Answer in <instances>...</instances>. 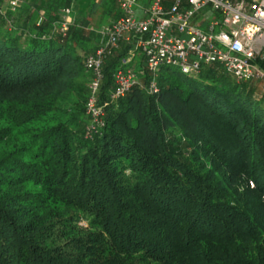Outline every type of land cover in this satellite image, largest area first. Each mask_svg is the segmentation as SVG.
Listing matches in <instances>:
<instances>
[{"label": "trees", "instance_id": "trees-1", "mask_svg": "<svg viewBox=\"0 0 264 264\" xmlns=\"http://www.w3.org/2000/svg\"><path fill=\"white\" fill-rule=\"evenodd\" d=\"M4 2L0 264H264V89L211 63L163 66L149 92L140 56L138 83L112 99L121 42L106 49L93 124L91 19L116 20V1Z\"/></svg>", "mask_w": 264, "mask_h": 264}, {"label": "built area", "instance_id": "built-area-1", "mask_svg": "<svg viewBox=\"0 0 264 264\" xmlns=\"http://www.w3.org/2000/svg\"><path fill=\"white\" fill-rule=\"evenodd\" d=\"M6 1L11 9L21 2ZM115 1L121 15L99 31L103 43L84 61L92 74L86 107L93 124L101 125L96 93L106 49H115L121 42L131 46L122 59L125 67L114 73L112 99L138 83L137 72L129 66L136 56L142 57L152 75L149 92H157L154 78L163 66L195 75L211 63L236 82L264 89V0H149L147 7L138 0ZM62 14L60 32L71 22L66 19L69 8ZM90 130L95 131L94 126Z\"/></svg>", "mask_w": 264, "mask_h": 264}, {"label": "rangeland", "instance_id": "rangeland-1", "mask_svg": "<svg viewBox=\"0 0 264 264\" xmlns=\"http://www.w3.org/2000/svg\"><path fill=\"white\" fill-rule=\"evenodd\" d=\"M10 5L8 4V2L5 0V2H4V7H7V9H9L11 12H15L16 11V9L19 7V6H15L14 7V9H11L10 7H9ZM102 14V12L101 11H99L97 14H95V17H93L92 19H91V26H93V29L94 30H96V31H100L104 26H106L107 24H106V20H104V21H102L101 23H97L98 21H99V18H100V15ZM39 15V17L38 18H36L37 19V23L38 22H40L41 21V19H42V16H41V12L38 14ZM15 18V17H14ZM72 18V16L69 14L68 15V18L66 17V19L68 20H70ZM61 19H62V21H63V16H61ZM7 22V24H8V26H10L11 25V22L10 21H6ZM97 23V24H96ZM60 26H61V24H59V25H56L55 27H54V30H59L60 29ZM139 60V56H136L135 57V59L132 61V62H130V65L129 66H131L135 71L136 70H139V68H138V66H139V62H137ZM135 66V67H134ZM78 222V221H77ZM76 222V224L78 225V223ZM79 222H80V224H81V226H87V228H88V225H89V221H87L86 219H80L79 220Z\"/></svg>", "mask_w": 264, "mask_h": 264}, {"label": "crops", "instance_id": "crops-1", "mask_svg": "<svg viewBox=\"0 0 264 264\" xmlns=\"http://www.w3.org/2000/svg\"><path fill=\"white\" fill-rule=\"evenodd\" d=\"M139 1V5L140 6H143V7H147L148 6V3H149V0H138ZM112 20V18H106V24L109 25V23H111L110 21ZM106 25V26H107ZM105 27V26H104ZM103 27V28H104Z\"/></svg>", "mask_w": 264, "mask_h": 264}]
</instances>
